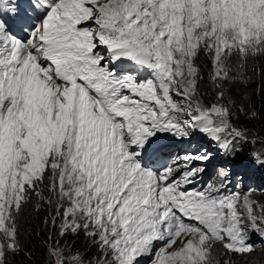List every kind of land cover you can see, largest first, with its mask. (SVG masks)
<instances>
[{"label": "snow or ice", "instance_id": "1", "mask_svg": "<svg viewBox=\"0 0 264 264\" xmlns=\"http://www.w3.org/2000/svg\"><path fill=\"white\" fill-rule=\"evenodd\" d=\"M257 96L264 0H0V264H264Z\"/></svg>", "mask_w": 264, "mask_h": 264}, {"label": "clouds", "instance_id": "2", "mask_svg": "<svg viewBox=\"0 0 264 264\" xmlns=\"http://www.w3.org/2000/svg\"><path fill=\"white\" fill-rule=\"evenodd\" d=\"M197 139L199 140V138H197ZM204 143H205V146H207L209 148V151L213 153L214 159L205 165L206 171L204 172V174L200 178V183L201 184H206L208 181H210V180H212L214 178V176H215V167L217 166L218 162L222 159L216 153L215 147L211 143H209L207 141H204ZM184 147H187V145H185ZM253 147H254V145H252V147L249 148L247 152L244 150L242 152V154L239 157H237V160L234 163H238L240 161H243V163L245 165L251 166L252 165V161L249 160V155H248L247 158H245L243 156V154H247V153L250 154L252 152V148ZM262 152H264V148H263ZM255 169H256L257 173H255L253 175V179H252L251 185H252L253 189H255V192H257L256 194L258 195V197L259 198H264V168L256 167ZM241 176H242V174H241ZM254 240H255V242L257 244L261 243L260 240L258 238H256V237H254Z\"/></svg>", "mask_w": 264, "mask_h": 264}, {"label": "trees", "instance_id": "3", "mask_svg": "<svg viewBox=\"0 0 264 264\" xmlns=\"http://www.w3.org/2000/svg\"><path fill=\"white\" fill-rule=\"evenodd\" d=\"M255 105L258 110H261L262 107H264V100H262L261 97L257 96L255 98ZM248 127L252 128L256 132H260L261 121L260 120L254 121L253 124L248 125ZM260 134L264 135V133H260ZM259 144L262 146V148H264V144H261V143ZM251 147H252L251 144L246 145L244 146L243 151L245 150L247 152L248 149ZM248 155L249 153L243 154L245 158H247ZM73 239L75 240L76 246L82 249L84 245L83 239L82 238H79V239L73 238ZM73 239H70L68 243H72ZM33 243L36 244V252H35V255L33 256V261L35 262V264H45V257H44L43 251L40 248V241L39 240L33 241ZM254 255H255V259L257 260L264 259V254H262L259 250Z\"/></svg>", "mask_w": 264, "mask_h": 264}, {"label": "rangeland", "instance_id": "4", "mask_svg": "<svg viewBox=\"0 0 264 264\" xmlns=\"http://www.w3.org/2000/svg\"><path fill=\"white\" fill-rule=\"evenodd\" d=\"M262 150H263V148L261 147V145L259 143L255 144L254 147L252 148V152L253 151L262 152ZM255 168H256V166H254L253 163H252L251 166H247V175L245 176V184L247 186L251 187V188H253L252 185H251L252 179H253V175L255 173H257ZM241 174H242V176L245 175L243 172H241ZM256 193L257 192H254L253 198L256 199L257 201L261 202V203H264V198H259Z\"/></svg>", "mask_w": 264, "mask_h": 264}]
</instances>
